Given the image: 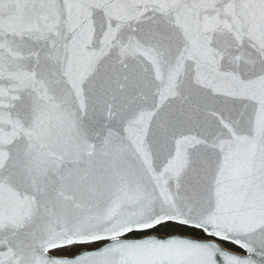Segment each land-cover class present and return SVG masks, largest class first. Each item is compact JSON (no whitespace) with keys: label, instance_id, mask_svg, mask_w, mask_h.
I'll use <instances>...</instances> for the list:
<instances>
[{"label":"snow or ice","instance_id":"1","mask_svg":"<svg viewBox=\"0 0 264 264\" xmlns=\"http://www.w3.org/2000/svg\"><path fill=\"white\" fill-rule=\"evenodd\" d=\"M0 264H264V0H0Z\"/></svg>","mask_w":264,"mask_h":264}]
</instances>
